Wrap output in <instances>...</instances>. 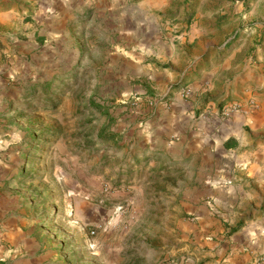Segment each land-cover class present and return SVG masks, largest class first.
Segmentation results:
<instances>
[{
    "label": "rangeland",
    "instance_id": "obj_1",
    "mask_svg": "<svg viewBox=\"0 0 264 264\" xmlns=\"http://www.w3.org/2000/svg\"><path fill=\"white\" fill-rule=\"evenodd\" d=\"M42 1L16 0L21 22L0 31V229L10 238L0 239L1 264L21 249L22 264H179L182 256L194 257L197 220L172 199L186 203V188L195 182L181 177L178 194V177H161L152 157L137 160L130 117L122 116L143 104L142 90L174 98L195 79L199 89L188 118L196 125L207 103L220 105L228 87L234 97L250 91L264 99V0H118L111 7L110 0H66L60 13L41 15ZM142 5L151 8L147 21L174 24L152 37L150 46L159 50L173 41L174 56L156 66L186 68L184 74L159 81L131 74L136 68L122 56L139 52L144 41L132 39L120 20ZM49 18L57 25L52 32L43 25ZM246 134L244 155H252L246 168L253 162L255 183L233 184L254 201L243 203L238 222L209 233L226 246L245 226L251 238L243 242L264 255V183L258 186L264 124L247 122Z\"/></svg>",
    "mask_w": 264,
    "mask_h": 264
},
{
    "label": "crops",
    "instance_id": "obj_2",
    "mask_svg": "<svg viewBox=\"0 0 264 264\" xmlns=\"http://www.w3.org/2000/svg\"><path fill=\"white\" fill-rule=\"evenodd\" d=\"M114 1L118 0H110V7L115 5ZM15 2L16 0H0V31L9 28V25L14 22L16 24V20H19V23L21 22L22 17L17 11ZM68 3L71 5L70 2ZM65 4L66 0H45V2L42 1L40 4L38 12L41 15L43 13L47 14L49 11L60 13L61 10L65 9ZM135 9L133 8L126 15H123L124 21L123 19L120 20L123 23L121 26L122 30L125 27V22L129 26L128 32H125L131 33L132 39H135L137 43L144 41L138 47L140 49L139 52H135V50L128 51L122 56L126 62L132 63V68H136L131 74L137 78L146 76L152 81L163 80L166 76L168 80L174 77L175 72L184 74L186 68L182 71L176 68L171 72L164 68L159 69L156 66L158 61L174 56L172 40L162 50L157 49L155 46L154 48L150 46L152 37L156 36L160 31L162 32L163 29L169 28L173 30L171 26H174V24L171 23V25L165 26L163 23H158L155 19L147 21L143 18V15L147 12L149 13L151 8H146L145 5H142L137 10ZM110 16L116 18L113 13ZM43 25L48 32H52L57 27L54 18H49ZM61 25H65L64 20ZM113 25H118V22H114ZM18 27L19 31L23 29L21 24ZM142 32L146 38L142 36ZM39 34L40 32H38V36ZM183 34L187 35V31ZM180 37L184 38L183 35H180ZM15 43L23 44L22 40H16ZM36 45H39L38 42H36ZM148 58L149 67L143 62L145 59L148 60ZM230 62L231 58L229 59V66H224L223 70L225 68H227L226 70L230 69ZM194 70L197 72L196 68ZM244 72H247L249 77L255 75L251 69H245ZM196 83L198 81L195 79L192 85L182 87L176 92L174 98H157L156 96L145 94L142 90L143 94H141L140 99L143 100V104L135 110L129 108L122 117H130V139L133 146L139 148L140 151V154L136 156L137 160L141 159L140 161H143L152 157L156 159L154 162L158 163L157 170L161 177H178L176 186L173 188L178 194L182 190L181 177H186L190 181L193 180L195 182L190 191L186 188L188 192L183 197L187 200L186 203L178 198L172 199L174 204H178V202H181L182 205L185 204L184 210L193 216L192 219L197 220L198 225L196 227L200 229L198 232L201 234L196 238L195 242H192L196 244L194 249L197 251L194 253V257L182 256L179 264H201L202 262H198L199 256L204 258L202 261H207L206 264H252L253 259L260 253L258 250L250 248L247 240L243 242L244 238L248 240L251 238L248 228L244 226L241 229L234 230L225 241L228 244L226 246L220 245L218 243L219 239L212 238L214 235L209 232L210 229L213 231L215 227L219 228V225L226 226L238 222L243 215L241 213L242 209L246 208L243 203L245 201L246 203L254 201V196L250 191H246L243 186L239 188L233 182L240 179L244 182L255 183V180L250 177L255 175L257 170L253 169L254 174H252L253 162L246 168L247 163L251 162L248 159H251L252 155H244L247 150L243 146L247 142L246 123L252 122L256 127L264 124V99L253 98L254 96L251 95L250 91H244L240 97H234L237 93L233 92V90L230 91L231 89L228 87L227 93L220 97V101H224L226 98L227 100H236L232 102L225 101V103L217 101V104H220L218 106H216L215 101L208 102L202 119L196 125L192 118H188V115H190L189 105L194 107L192 104L194 101L193 95L197 94L196 91L199 89L198 84L193 85ZM186 88H191V95L188 97L182 95ZM133 91L131 88L129 93H133ZM249 99L251 101L258 99L259 109L256 110L249 107ZM237 101L245 104L243 107L244 111L236 112L230 119L224 118L220 113L221 109ZM210 103H213L214 106H211ZM139 125L140 127H138ZM171 134L177 135L176 141H170L169 136ZM260 151H262V156H264V148ZM246 158H248L247 163ZM184 169H186V172L181 174ZM262 171L261 168L258 172ZM263 183H258V186L261 187ZM205 196L208 200H203ZM245 222L247 226H250L251 222L253 223L251 220ZM223 230L225 229L223 228ZM8 237L9 233L4 232V235H2L0 229V239ZM22 252L23 250L21 249L15 250L13 254H6L7 256L10 255V258L3 264H22ZM17 255L19 256L17 257ZM2 260V254H0V261Z\"/></svg>",
    "mask_w": 264,
    "mask_h": 264
},
{
    "label": "built area",
    "instance_id": "obj_3",
    "mask_svg": "<svg viewBox=\"0 0 264 264\" xmlns=\"http://www.w3.org/2000/svg\"><path fill=\"white\" fill-rule=\"evenodd\" d=\"M182 95L184 97H188L191 95V89L190 88H186ZM249 107L255 109L258 107L257 103L255 101H250L249 102ZM243 109L242 104H229L226 105L222 108L221 110V115L226 118V119H230L236 112H239ZM252 264H264V255L263 254H259L258 256H256L253 259Z\"/></svg>",
    "mask_w": 264,
    "mask_h": 264
}]
</instances>
